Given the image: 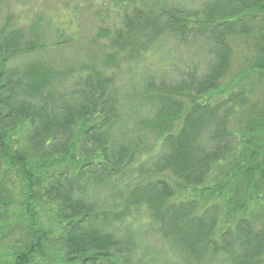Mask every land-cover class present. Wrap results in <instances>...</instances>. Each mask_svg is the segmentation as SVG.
Segmentation results:
<instances>
[{
  "label": "trees",
  "instance_id": "trees-1",
  "mask_svg": "<svg viewBox=\"0 0 264 264\" xmlns=\"http://www.w3.org/2000/svg\"><path fill=\"white\" fill-rule=\"evenodd\" d=\"M36 1L0 0L5 264H264V0Z\"/></svg>",
  "mask_w": 264,
  "mask_h": 264
},
{
  "label": "rangeland",
  "instance_id": "rangeland-1",
  "mask_svg": "<svg viewBox=\"0 0 264 264\" xmlns=\"http://www.w3.org/2000/svg\"><path fill=\"white\" fill-rule=\"evenodd\" d=\"M27 6H22L19 5L17 6L15 3L13 2H6V4H4L2 6L1 12L5 13V12H10L13 15H15V17L17 18V16H19V14L21 13L22 15H24V17H26L25 19H22V22H28V0H25ZM67 0H42V1H36L30 4L29 6V10L33 11L30 15H32L33 13H38L41 11V14L43 15V19H47L50 15L52 17H54L51 20V24L54 25V27H56V24L54 22H57L58 20H61V18H73L75 12L71 11L70 9H66V7H64V3ZM99 0H97L98 2ZM203 0H170L171 3H176V4H181V5H188V6H200L202 4ZM39 2V3H38ZM94 6L98 7L96 2H94ZM81 5V6H79ZM78 8L82 7V3H79ZM96 10H98V8H96ZM95 11V10H94ZM21 17V16H20ZM16 18L14 19V21H16ZM79 19L77 21V27L74 28V30H85V33L93 35L94 32L97 30V28H99V24H98V19L96 17L92 18V14L91 11L89 10H84V12H81V14L79 15V17L77 18ZM106 25H111L110 22L105 23ZM28 25V23H24L23 26ZM195 50H197L196 48L193 47H185L184 45L182 46V44H176L173 41L166 43L165 44V48H163V51H165L167 53V56L176 64H180L182 69L184 68L187 69L189 66V63L191 62L192 58H193V54L195 53ZM242 57L245 56L246 52L242 53ZM237 58V57H236ZM235 58V59H236ZM158 57H155L153 59H149L147 60V62L145 63V67L147 70L149 71H156L157 68L160 66L157 62ZM238 60V58H237ZM231 157H234V154H230ZM4 170L0 171V173H3ZM16 205H19V203H16L13 208L16 207ZM37 217L34 219V223L37 225H39L40 227H42V229H50L52 227V223L54 221V217L52 212L50 211V209L46 206V205H38L37 209ZM26 221V224L28 225L29 228V223H28V219H24ZM146 240H148V243L150 245V248H152V251L158 250L161 248V246H159L157 243H154L153 240H151L152 238L150 237V235H146ZM0 248L2 249L1 252V264H5L6 262L10 261V254H9V250H7L6 248H8V246H0ZM6 249V250H5ZM4 250V251H3Z\"/></svg>",
  "mask_w": 264,
  "mask_h": 264
}]
</instances>
